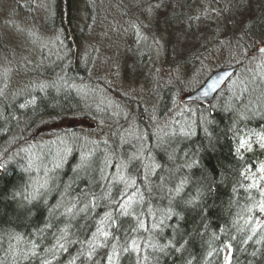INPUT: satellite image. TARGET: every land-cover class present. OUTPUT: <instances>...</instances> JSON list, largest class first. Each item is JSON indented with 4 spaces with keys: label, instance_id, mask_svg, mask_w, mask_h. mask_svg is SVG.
Instances as JSON below:
<instances>
[{
    "label": "trees",
    "instance_id": "trees-1",
    "mask_svg": "<svg viewBox=\"0 0 264 264\" xmlns=\"http://www.w3.org/2000/svg\"><path fill=\"white\" fill-rule=\"evenodd\" d=\"M11 4L0 0V264H109L113 245V264H264V56H249L264 45V0ZM6 6L48 40L17 55ZM235 67L212 104L182 102ZM84 118L95 131L74 124ZM198 191L197 207H177ZM129 196L147 231L119 215ZM108 212L118 227L89 260Z\"/></svg>",
    "mask_w": 264,
    "mask_h": 264
},
{
    "label": "rangeland",
    "instance_id": "rangeland-1",
    "mask_svg": "<svg viewBox=\"0 0 264 264\" xmlns=\"http://www.w3.org/2000/svg\"><path fill=\"white\" fill-rule=\"evenodd\" d=\"M11 1L12 0H3V2H9L10 4H11ZM17 1L23 2L24 0H17ZM11 7H12V4H11ZM11 7L10 6H6V7H4V10H3L4 11L3 12L4 13L3 20H4V24H6V25H3L4 26L3 29L6 30L4 35H6V37L8 38L9 45L12 46L11 48H14L15 53L17 55H19L21 53H24L26 55L25 51L27 49L28 50H35L34 44H32V40H31L30 37H34L35 43H37L38 39H40L39 41H42L43 44L48 40V37H47V35H45L46 37H42V40H41V37L38 38V37H35V34L28 33V32H30L29 30H31L32 32H33V30L29 28L30 23H28L29 25H27V23L25 22V21H27L26 18H25V17H27L26 14L23 13L22 16L20 14H17L15 16V12H14L13 8H11ZM17 25H19L20 28H18ZM24 49H26V50H24ZM36 50H39V47H37ZM32 58H34V57H32ZM254 60H256V59H254ZM6 62H7V59L4 60L3 57L0 56V88H2L3 85H5L4 83H9V79H10L9 78V69H10V67H9L8 63H6ZM35 62H36V59H31V64L32 65L35 64ZM257 62L258 61H256L255 64H257ZM27 64H28V61H27ZM161 76L163 78H167L168 77V75L165 74V73H164V75L162 74ZM12 84L13 83L10 82V85H12ZM93 92L94 91H92V90L90 91L91 94ZM80 95H82L81 97H86L87 100H88V97H87L86 93H84V92L81 93L80 92ZM100 95L103 97V100L105 99V97H107V95L104 94L103 92ZM107 99H109V98H106L105 102L101 101V104L103 103L104 107L107 106L109 108L107 110L110 112L111 115L108 113V116L113 118V119H115L114 117H116L115 115L117 113L116 109L111 104L113 102H111L109 104L107 103V101H108ZM109 101H112V100L109 99ZM113 101H115V100L113 99ZM96 103L99 104L98 101ZM122 114H123V111H122ZM124 117H126V115H124ZM65 122H66L65 125H67V124L68 125H70V124L72 125L73 120H71V121L66 120ZM74 124L77 125V126L84 125V128H86L88 130H91V132L96 130V125L94 126V122L89 120V119H87V118L76 120ZM52 128L54 129L56 127L52 126L51 129ZM48 135H50V134H48ZM29 136H31V134ZM101 136H102V133L100 134V136L96 137V139L100 138ZM49 140H52V139L46 138V137L44 139V141H49ZM46 153H47L46 157H48L50 159V153H48V152H46Z\"/></svg>",
    "mask_w": 264,
    "mask_h": 264
},
{
    "label": "snow or ice",
    "instance_id": "snow-or-ice-1",
    "mask_svg": "<svg viewBox=\"0 0 264 264\" xmlns=\"http://www.w3.org/2000/svg\"><path fill=\"white\" fill-rule=\"evenodd\" d=\"M159 7H160V4H157L156 8H159ZM149 11H151V9H149ZM262 146H264V145H262ZM121 181H123V177H121ZM185 183H186V181H181V183L175 188V196L178 197L181 195V193L184 190ZM208 191H211V185H209ZM203 195H204L203 191H198V197L197 198L178 201L177 207H179L181 204L187 205L190 207H197L200 203L199 197H202ZM136 203H139V201L133 200L130 196L128 197V199L124 200L123 203H119L117 205L118 209H119V215L120 216H132L134 219H138L139 228L145 229L147 231V229L145 228L144 221L142 219H139L138 217H136L134 215V207L133 206ZM173 215H176L177 217H179V213H174L170 210L168 215H167V218H171ZM180 218H182V217H180ZM164 223H165V221L163 219H161L159 221L158 225H153V228L154 229L158 228L160 225H164ZM101 225L102 226L99 227L97 229V232L94 234V242L90 244L91 251H89L87 253V258L89 260H91L93 258V252L96 250L97 247H105L106 246V244L104 242L107 241L112 236V233L108 229L118 227L117 219L113 217V214L111 212H108L105 214L104 219L101 221ZM61 238H63V237H61ZM152 246L156 247L155 245H152ZM59 247L63 248L64 245L60 244ZM167 247H175V245L171 241H169L168 245H165L163 247H159L158 250L160 252H164ZM181 247H182V245H181ZM123 250L125 252H127V251H129V247L125 246ZM131 250L139 253L140 246L137 244V242L135 240L132 241ZM176 250L180 251V248L177 247ZM118 256H119V253L116 251V246L113 245L112 255H109L107 257L109 264H113L114 260L116 258H118ZM72 264H75V262L73 261Z\"/></svg>",
    "mask_w": 264,
    "mask_h": 264
},
{
    "label": "water",
    "instance_id": "water-1",
    "mask_svg": "<svg viewBox=\"0 0 264 264\" xmlns=\"http://www.w3.org/2000/svg\"><path fill=\"white\" fill-rule=\"evenodd\" d=\"M256 55L264 56V45L258 47L256 51L249 54L253 57ZM238 68L224 69L216 71L210 76L202 87L195 90L192 94L184 97L182 102L185 104H199V105H210L213 103L215 97L223 92L227 84L232 80ZM1 175V169H0Z\"/></svg>",
    "mask_w": 264,
    "mask_h": 264
}]
</instances>
